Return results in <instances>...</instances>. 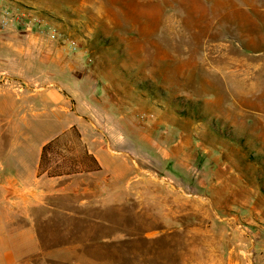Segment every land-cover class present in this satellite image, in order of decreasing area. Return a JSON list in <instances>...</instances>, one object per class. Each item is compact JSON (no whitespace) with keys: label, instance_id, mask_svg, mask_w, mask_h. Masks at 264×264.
Segmentation results:
<instances>
[{"label":"rangeland","instance_id":"rangeland-1","mask_svg":"<svg viewBox=\"0 0 264 264\" xmlns=\"http://www.w3.org/2000/svg\"><path fill=\"white\" fill-rule=\"evenodd\" d=\"M93 3L0 0V20L4 10L27 15L1 34L39 36L76 76L98 82L108 109L131 116L137 180L123 190L100 180L97 214L52 216L53 230L39 237L74 239L95 264H225L240 231L253 239L240 216L259 211L264 220V0H161L110 22ZM34 14L55 25L57 42L24 32ZM62 39L75 40L77 52L62 51ZM84 147L71 129L52 146L50 169L87 172L89 160L75 167ZM66 222L73 230H60ZM243 252L244 264H257L253 249Z\"/></svg>","mask_w":264,"mask_h":264},{"label":"crops","instance_id":"crops-1","mask_svg":"<svg viewBox=\"0 0 264 264\" xmlns=\"http://www.w3.org/2000/svg\"><path fill=\"white\" fill-rule=\"evenodd\" d=\"M147 2L161 0H96L90 5L110 22ZM24 38L0 32V264H95L76 240L48 245L39 232L53 230L49 223L55 215L75 220L89 211L97 214L98 206L91 205L100 200V180L121 190L137 180L130 175V112L108 109L98 82L76 76V67L67 64L65 56L38 45L39 36ZM28 67L33 74H28ZM73 128L100 170L40 175L43 146ZM104 133L109 140L105 144ZM105 199L115 203L117 198ZM246 211L240 217H245L253 239H243L238 231L236 250L225 264H244L246 246L254 250V261L264 264V220L259 211ZM72 225L66 222L60 230L71 231Z\"/></svg>","mask_w":264,"mask_h":264},{"label":"built area","instance_id":"built-area-1","mask_svg":"<svg viewBox=\"0 0 264 264\" xmlns=\"http://www.w3.org/2000/svg\"><path fill=\"white\" fill-rule=\"evenodd\" d=\"M27 16L23 13L12 14L6 10L1 12L0 28L1 30L9 29L16 23L22 22L23 18ZM30 16L28 22L23 23L24 32L26 33H37L45 36L51 42L58 41V32L54 24L47 21L40 15H28ZM60 48L62 51L75 54L78 49L77 42L73 39H62L60 41Z\"/></svg>","mask_w":264,"mask_h":264},{"label":"trees","instance_id":"trees-1","mask_svg":"<svg viewBox=\"0 0 264 264\" xmlns=\"http://www.w3.org/2000/svg\"><path fill=\"white\" fill-rule=\"evenodd\" d=\"M61 138V137H60ZM60 138H56L50 142H48L47 144H45L43 146L42 149V154H41V158H40V164H39V173L40 175H46L47 177H59V176H66V175H71V174H75L78 173L79 170H75L74 168L70 169V170H61L59 167H55L53 169H50V159L48 158V154L52 148V146H54L58 140ZM86 160H91L93 162V171H99L100 167L97 166V164L95 163V161L89 156L87 155L86 152H83V154L80 156L79 161H77V163L75 164V167L77 166V168H79V166L83 167V165H85ZM90 169H85V167L83 169V171H90Z\"/></svg>","mask_w":264,"mask_h":264}]
</instances>
